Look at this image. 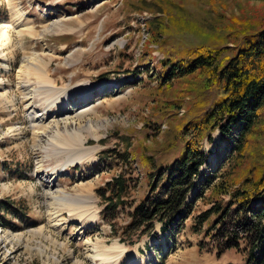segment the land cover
I'll use <instances>...</instances> for the list:
<instances>
[{
  "label": "rangeland",
  "instance_id": "obj_1",
  "mask_svg": "<svg viewBox=\"0 0 264 264\" xmlns=\"http://www.w3.org/2000/svg\"><path fill=\"white\" fill-rule=\"evenodd\" d=\"M159 16L161 42L188 49L264 21V0H0V203L16 208L0 210V264H247L241 249L217 254L191 230L192 217L209 208L204 201L180 233L156 225V236L130 247L100 221L95 190L120 172L136 180L116 222L126 224L130 204L148 191L141 156L170 166L182 153L184 112L211 98L202 78L159 88L164 55L149 32ZM77 85L90 94L65 102ZM212 137L203 143L208 167L237 169L231 147ZM246 145L241 164L252 168L264 153V103Z\"/></svg>",
  "mask_w": 264,
  "mask_h": 264
},
{
  "label": "trees",
  "instance_id": "obj_2",
  "mask_svg": "<svg viewBox=\"0 0 264 264\" xmlns=\"http://www.w3.org/2000/svg\"><path fill=\"white\" fill-rule=\"evenodd\" d=\"M152 5L142 9L151 10ZM160 17L149 22L152 45H159L164 55L157 61L159 88L170 89L173 80L202 78L204 88H212L211 98L194 102L184 112L187 122L179 136L182 153L170 166L156 168L150 157L141 156L148 191L130 204L126 224L116 222L136 180L120 172L95 190L102 207L100 221L110 227L112 238L130 247L141 237L156 236V225L167 236L180 233L195 202L204 201L209 208L192 217L191 230L202 232L217 254L241 249L247 264H260L264 257V153L261 163L252 168L243 167L241 158L264 103V21L240 22L224 35H213L210 45L180 49L161 42L166 32ZM226 51L230 54L224 55ZM172 106L181 108L178 103ZM214 131L231 147L228 156L238 157L237 169L223 171L222 161L213 169L208 167L209 153L203 143H212ZM121 161L130 162V158L126 155ZM15 209L0 203L6 214L16 215Z\"/></svg>",
  "mask_w": 264,
  "mask_h": 264
},
{
  "label": "bare ground",
  "instance_id": "obj_3",
  "mask_svg": "<svg viewBox=\"0 0 264 264\" xmlns=\"http://www.w3.org/2000/svg\"><path fill=\"white\" fill-rule=\"evenodd\" d=\"M37 76H41V74H39L38 73V75ZM39 79H41V80H43L44 79V77L42 76V77H40ZM43 82V81H42ZM46 85V84H45ZM83 85H77V86H75V87H73V89H71L70 91H67L66 93H63L62 94V96H65V102H66V100H67V97L69 96V93H73V94H77L78 96H80V99H81V101L83 100V98H85L86 97V95H88V94H90V89H89V87H84ZM87 98V97H86ZM65 105V104H64ZM61 112H63V111H61ZM57 113V112H56ZM57 114H59V113H57ZM39 115V114H38ZM38 115H36V116H38ZM63 116H65V114H62V116L61 115H59V117H63ZM39 120V118L38 117H36V119L34 120V121H38ZM76 137H78L77 135H75ZM116 245V244H115ZM98 254H100V253H98ZM97 255V254H96ZM96 255H94V256H96ZM93 256V257H94ZM97 256H99V255H97ZM96 256V257H97ZM102 257H103V255H102ZM106 257H104V259H105ZM93 259H95V258H93Z\"/></svg>",
  "mask_w": 264,
  "mask_h": 264
}]
</instances>
